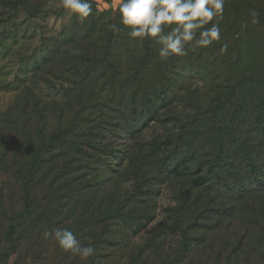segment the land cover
<instances>
[{
	"label": "rangeland",
	"instance_id": "374dc122",
	"mask_svg": "<svg viewBox=\"0 0 264 264\" xmlns=\"http://www.w3.org/2000/svg\"><path fill=\"white\" fill-rule=\"evenodd\" d=\"M27 1V8L12 11L0 0V157L5 155L0 164L4 205L0 264H89L92 260L95 264H264V230L253 226L249 217L253 203L260 206V194L237 203L230 216L222 207L226 204L228 210V200L218 199L217 209L224 211L217 216L216 208H206L204 203L207 199L212 203L218 195L212 189L203 192L208 186L196 174L204 148L182 151L168 175L161 165L155 166L162 153L168 155V163L174 158L172 143L183 135V124L193 114L208 111L213 98L225 93L236 78L264 72V0H225L222 18L212 22L219 23L221 39L194 50V41L188 42L187 54L178 57L167 74V98L149 102L141 118L132 112L131 90L124 89L127 94L121 95L119 88L99 77L92 85L81 82L89 61L101 57L103 36L113 31L112 24L122 27L128 38V48L114 53L117 78H127L145 54L148 38H130L119 23V0H90L93 11L84 19L65 10L60 0ZM253 10L258 23H252ZM90 29V35H85ZM35 102L44 115H34L30 128L36 143L29 149L24 133L8 125L4 115L20 119L27 113L33 119ZM59 131L67 137L41 153L37 167L31 169L32 157L43 145H50ZM60 174L63 177L56 182ZM140 176L152 180L148 184L153 182L154 187L148 190L155 192L150 203H145L146 198L136 209L148 207L154 218L144 224H119L104 209L109 202L115 205L121 193L131 191ZM74 178L81 192L76 188L70 193L68 181ZM26 187L34 214H42L52 202L50 220L57 227L64 222L72 225L82 245L95 247L93 256L86 260L73 256L52 238H44L45 231L22 235L21 224L19 242L7 257V220L21 213ZM184 198L199 219L207 215L201 219L202 230L191 234L194 244L187 253L181 252L183 237L171 227L173 213ZM156 235L158 253L148 244Z\"/></svg>",
	"mask_w": 264,
	"mask_h": 264
},
{
	"label": "trees",
	"instance_id": "16d2710c",
	"mask_svg": "<svg viewBox=\"0 0 264 264\" xmlns=\"http://www.w3.org/2000/svg\"><path fill=\"white\" fill-rule=\"evenodd\" d=\"M2 1L12 11L27 8L28 5L27 0ZM30 14L33 15L34 13L31 12ZM122 30L121 27L120 31L113 30L103 36L105 44L102 46L101 57L89 61L81 82L84 85H92L96 77H99L106 80L112 88H119L121 95H125L131 90L129 103L134 106L132 112L135 117L141 118L143 112L149 109V102L154 103L156 99H165L167 95L166 77L173 68L174 61L178 56H171L166 60L161 59L158 54L160 45L154 39L148 38L144 45L145 54L135 61L132 73L125 79L117 78L119 73H116L119 67L114 59V53L128 48V38L126 32ZM91 31V29L88 32L86 31L85 35L89 36ZM168 31L170 30L165 28V32ZM108 71H111V74H108ZM124 89H127V93L124 92ZM28 107H31V105ZM141 110L143 111L141 112ZM32 112L33 119L27 113L20 115V119L10 113L4 115V120L8 125L16 127V129L19 128L24 133L29 149L34 147L36 143L33 131L30 128L34 115L37 113L41 118L44 115V110L37 102L34 103ZM21 120L22 123H20ZM203 122L207 123L204 124ZM183 127V135L172 143L174 158L168 163V155L162 153L155 166L161 165L165 169V174L168 175L175 168L172 162L178 160L182 151L204 148L206 153L204 159L201 162L198 159L196 163L198 167L196 174L200 175V178L205 180V184L208 186L203 192L212 189L211 193H217L216 195H218L214 197L215 200L212 203L207 199L204 203L205 207L213 206L216 208L214 213L218 216L223 210L217 209L220 206L218 199H227L228 210L226 204H223L222 207H225L224 214L230 216L236 211L235 206L237 203L247 202L250 198H255L254 195L260 194V206L256 207L253 203V209L250 210L249 217L253 226L261 227L264 230V72L236 78L232 84L226 87L225 93L219 98H213L208 111L203 114H193L190 120L183 124ZM185 131L186 135H184ZM66 137L64 131L54 133L50 140L51 144L43 145L37 151V155L32 157L29 167L31 169L37 167L36 161L38 160L39 163V155L48 151L53 145H58ZM4 157H0V164L3 163ZM62 177L63 174L55 177L56 182H59ZM74 179L73 182L72 180L68 181L70 193L72 191L76 192V188H78L76 186L77 179ZM148 181L152 180L142 176L137 177L134 188L126 193H121L117 197L115 205H113V202H109L110 204L104 209V213L108 212L109 216L117 219L119 224H129L130 226L134 222L144 224V222L152 221L154 215L150 213V208L141 209L140 212H137L136 209V204L144 203L146 198V204L151 202V196L155 191L148 190V188H153L154 183L148 184ZM248 184H251V187ZM254 185L255 187H253ZM77 191L81 192L79 188ZM148 193H150V196H148ZM182 200V203L173 213L171 227L183 237L181 252L187 253L194 244L191 234L202 230L204 224L202 220H206L207 215L204 219H202L203 217L202 220L199 219V214L193 212L192 206L187 205V199ZM53 206L54 204L49 202L44 207L43 213L36 216L29 187H26L21 213L13 215L14 218L7 220L9 227L4 239L5 243L3 241L4 244L10 245L7 247L9 251L7 257L13 254L10 252L15 250V246L19 242L21 237L19 227L21 224L24 226L22 235L27 234V232L42 234L47 228H51L52 231L56 228H65L72 231V233L74 232L73 226L67 222L61 223L57 227L56 221L50 220L53 216ZM0 209L4 210L1 201ZM158 238L159 235H156L148 242L150 250L152 249L156 253L160 249ZM89 264H95L94 260Z\"/></svg>",
	"mask_w": 264,
	"mask_h": 264
},
{
	"label": "clouds",
	"instance_id": "9594fccd",
	"mask_svg": "<svg viewBox=\"0 0 264 264\" xmlns=\"http://www.w3.org/2000/svg\"><path fill=\"white\" fill-rule=\"evenodd\" d=\"M61 6L68 12L84 19L92 14L90 0H60ZM225 0H119V23L128 29L130 38H152L160 45L158 54L163 60L171 56H185L186 44L193 42L195 48H207L221 39L219 23H212L214 18H222ZM250 15L252 23H258V13ZM211 23V27H205ZM172 26L165 32V27ZM120 31L116 24L110 25ZM197 33L198 37L197 38ZM226 48V46H225ZM44 238H52L58 246L81 260L94 255L95 247L82 245L65 228L45 231Z\"/></svg>",
	"mask_w": 264,
	"mask_h": 264
}]
</instances>
